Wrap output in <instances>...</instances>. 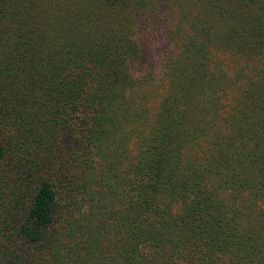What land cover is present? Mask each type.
I'll return each instance as SVG.
<instances>
[{
  "label": "trees",
  "instance_id": "obj_1",
  "mask_svg": "<svg viewBox=\"0 0 264 264\" xmlns=\"http://www.w3.org/2000/svg\"><path fill=\"white\" fill-rule=\"evenodd\" d=\"M0 264H264V0H0Z\"/></svg>",
  "mask_w": 264,
  "mask_h": 264
},
{
  "label": "rangeland",
  "instance_id": "obj_2",
  "mask_svg": "<svg viewBox=\"0 0 264 264\" xmlns=\"http://www.w3.org/2000/svg\"><path fill=\"white\" fill-rule=\"evenodd\" d=\"M145 100H147V98L145 99ZM148 102H147V105H156V102H155V100H154V97H152V96H149V98H148Z\"/></svg>",
  "mask_w": 264,
  "mask_h": 264
}]
</instances>
